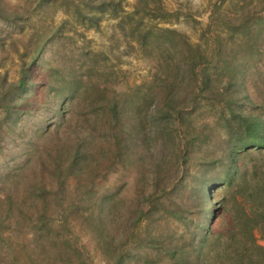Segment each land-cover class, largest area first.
<instances>
[{
    "label": "rangeland",
    "instance_id": "rangeland-1",
    "mask_svg": "<svg viewBox=\"0 0 264 264\" xmlns=\"http://www.w3.org/2000/svg\"><path fill=\"white\" fill-rule=\"evenodd\" d=\"M102 1L2 0L16 16L0 18V91L13 102L10 115L0 109V264H113L118 255L122 264H173L167 249L197 244L225 216L226 153L241 135L238 117L264 120V0L149 1L142 24L156 26L157 36V28L175 29L209 59L219 47L209 66L212 98L192 97L179 76L157 73L158 48L123 33L132 24L120 29L122 12L137 0H104L117 9L100 10ZM85 14L98 18L96 27ZM21 72L25 86H9ZM227 84L235 116L221 100ZM170 90L177 113L166 105ZM145 95L152 101L138 114L139 143L118 152L104 103ZM155 102L167 110L157 120ZM120 121L129 128L133 119ZM77 144L85 153L80 170L70 166ZM235 159L238 171L264 168V151L238 150ZM155 162L164 177L157 189ZM254 235L264 247L260 231Z\"/></svg>",
    "mask_w": 264,
    "mask_h": 264
},
{
    "label": "trees",
    "instance_id": "trees-1",
    "mask_svg": "<svg viewBox=\"0 0 264 264\" xmlns=\"http://www.w3.org/2000/svg\"><path fill=\"white\" fill-rule=\"evenodd\" d=\"M149 1L137 0L130 13L123 11V17L119 21L120 29L123 31L125 28L124 23L131 22L132 26L130 29L123 31V33L129 32L135 43L140 47L150 48L154 46L158 48L160 52L159 56L164 60L156 64L155 68L157 73L164 70L166 75L172 74L176 78L179 76L180 81L187 82L192 97L204 96L212 98L215 88L213 87V78L209 72V66L216 63L215 57L219 55V47L215 51L213 50L212 58L209 59L199 46L190 44L186 37L175 29L157 28L160 31V34L157 36L156 32L152 30L156 26L142 24L144 15L151 10ZM158 2L160 3V1ZM102 3H105V1L103 0ZM105 6H111V8L117 9L116 5H112V1H108L107 4L105 3L98 8L104 10ZM115 13L118 12L115 11ZM15 16L14 13L6 11L2 0H0V18L9 21L13 20ZM84 16L89 22H92L91 26H97V17L91 14H85ZM135 16H137L140 22L133 20ZM157 16L158 18H164L166 11L163 10L160 14L157 13ZM140 24L144 25V27L139 28L141 26ZM179 42L184 45L183 50H178L181 49L178 46ZM175 57L177 59L176 63L169 64L167 62L168 59ZM242 65H240V69ZM4 82V74H0V86L4 87ZM25 84L26 74L24 72L20 73V78L17 82L8 83L9 86H16L18 89L23 88ZM227 85L230 87V84ZM171 86L172 84H166V88H170ZM228 86H224V90H221L220 96L222 97L221 100L227 105L231 116H235L236 114L229 106V103L235 98L232 97L235 93L231 91V87L228 90ZM170 93H172L171 90L166 96L168 111L174 110L177 113L178 107H174L178 106L179 103L173 98V93ZM146 95L142 97L132 96L131 104L129 105L121 104V100H117L114 96L107 99L104 103L105 110L112 120L111 129L117 126V130L112 131L111 135L114 138L118 152L121 150L120 144L125 149L124 152L128 151L130 153L139 143L142 132L136 129H141L142 126L137 127L138 123H140L138 114L142 106L146 107L152 101V98L150 97L151 99H148ZM158 105L159 103L157 102L153 106L155 117H152L155 120L160 119L167 112L163 106ZM0 109H2L6 116L10 115L13 111L12 99H4V89L3 92L0 91ZM122 115H128L133 119L131 127H124L120 121ZM238 121V129H242L241 135L236 139V145L228 146L226 153L229 162L227 182L232 189L228 198L224 200V206H222V214L225 213V216L221 225L213 231L208 230V234H203L200 237V241L195 245L189 242L188 244L183 243L167 249L173 264H264V247L258 244L257 238L254 235V230L257 229L264 237V168L254 167L252 172H248L246 168L238 171L239 166L235 159V153L238 150L246 153L249 149H255L259 152L264 151V120L256 115H240ZM135 122L136 125H134ZM120 123L121 125H119ZM151 123L154 125V135H161L162 131L158 129L159 123L152 121ZM172 144L173 148H177V145L175 146L176 143ZM80 145L81 147L83 146L82 144H77L75 147L70 164L71 168L75 167L77 168L76 170H80L81 165L79 163L85 156V153L80 149ZM174 150L172 149V151ZM179 156L180 158L183 157V162L186 161L185 155ZM152 165L156 170L153 185L157 189L160 185H163L164 177L161 175L162 172L157 162ZM231 169H234L232 173H230ZM234 174L236 175V182L233 184L231 182ZM164 190L165 188H163ZM235 193H238V195L233 196ZM209 197V193L205 191V195L203 196L204 201L208 200ZM232 197L233 200H231ZM110 207L111 205L104 203L101 208L110 211ZM139 213L142 215V211L139 210ZM192 251L195 252L194 257L192 256ZM122 261V256L118 255L113 261V264H122Z\"/></svg>",
    "mask_w": 264,
    "mask_h": 264
}]
</instances>
